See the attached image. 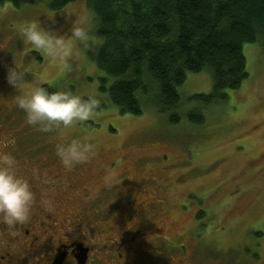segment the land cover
<instances>
[{"label":"rangeland","instance_id":"1","mask_svg":"<svg viewBox=\"0 0 264 264\" xmlns=\"http://www.w3.org/2000/svg\"><path fill=\"white\" fill-rule=\"evenodd\" d=\"M28 21L40 22L45 30L67 38L73 25L81 23L88 28L91 43L85 47L69 39V56L52 59L31 49L19 36V26ZM102 44L86 0L57 12L44 0L21 9L0 5V75L4 83L0 128L11 125L18 160L35 157L43 143L79 139L92 146L89 161L94 176L101 167L107 168L106 179L127 172V180L136 186L135 197L150 191L163 199L160 216L166 224L170 255L186 257L191 264H264L262 43L245 45L249 79L240 90L230 92L226 102L212 107L203 124H173L149 104L140 116L122 113L100 92L104 73L96 60ZM17 64L26 72L24 92L39 82L50 91L70 88L81 95H95L106 107L73 127L38 131L27 124L25 113L16 106L20 90L7 79L8 70ZM213 90L210 71L189 73L179 88L184 110L198 106L189 101L191 96ZM91 122L96 126L90 128ZM144 178L156 179L157 184H143Z\"/></svg>","mask_w":264,"mask_h":264},{"label":"trees","instance_id":"2","mask_svg":"<svg viewBox=\"0 0 264 264\" xmlns=\"http://www.w3.org/2000/svg\"><path fill=\"white\" fill-rule=\"evenodd\" d=\"M35 1L0 0V5L21 9ZM44 1L57 12L78 0ZM86 2L103 40L96 60L104 73L100 92L122 113L140 116L149 104L173 124H203L212 107L249 79L245 45L264 47V0ZM206 70L213 75V92L191 96L198 106L185 111L179 88L189 73ZM105 107L102 102L100 109Z\"/></svg>","mask_w":264,"mask_h":264},{"label":"flooded vegetation","instance_id":"3","mask_svg":"<svg viewBox=\"0 0 264 264\" xmlns=\"http://www.w3.org/2000/svg\"><path fill=\"white\" fill-rule=\"evenodd\" d=\"M60 143H43L35 157L19 161L11 125L0 128V151L15 157L35 194L25 221L9 226L0 220V264H191L166 250L162 198L150 191L135 197L127 172L106 179L101 167L94 176L90 156L65 169L55 151Z\"/></svg>","mask_w":264,"mask_h":264},{"label":"clouds","instance_id":"4","mask_svg":"<svg viewBox=\"0 0 264 264\" xmlns=\"http://www.w3.org/2000/svg\"><path fill=\"white\" fill-rule=\"evenodd\" d=\"M19 36L31 49L52 59L69 56L68 40L87 47L91 43L88 28L76 22L71 37L53 34L41 27L40 22L28 21L18 28ZM25 70L18 64L8 70V82L20 90L15 97L16 106L26 115L28 125L41 132L53 127L67 129L88 121L101 108V99L95 95H81L72 89L50 91L39 82H33L31 90L24 92ZM56 155L65 169L88 160L92 146L79 139H71L56 145ZM35 194L28 178L17 171V161L9 152L0 151V220L9 226L28 218Z\"/></svg>","mask_w":264,"mask_h":264}]
</instances>
